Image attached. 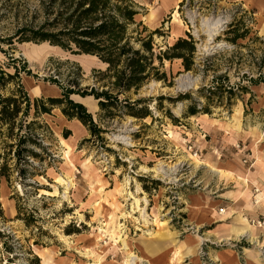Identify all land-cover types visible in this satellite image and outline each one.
I'll list each match as a JSON object with an SVG mask.
<instances>
[{"label": "rangeland", "instance_id": "obj_1", "mask_svg": "<svg viewBox=\"0 0 264 264\" xmlns=\"http://www.w3.org/2000/svg\"><path fill=\"white\" fill-rule=\"evenodd\" d=\"M133 2L139 14L135 17L137 25L130 26L129 32L144 38L159 30L153 34L155 55L165 52L181 37L193 41L191 70L185 68L181 58H164L162 63L155 58L154 65L160 74H166V80L153 76L138 90L117 94L108 65L95 55L75 54L47 42L15 40L9 45L7 40H0V70L15 74L14 67L25 62L31 71L30 75L21 72L20 82L33 100L50 96L45 91L32 95L23 83L26 76L58 88L51 78L76 92L95 89L117 97L103 109L94 96L78 95L85 100L99 132L93 135L80 121L84 133L71 154L73 185L66 198L65 185L55 179L70 169L61 139H71L77 129L72 125L62 128L59 108L38 118H34L33 110L27 118L19 113L12 130L0 127V173L8 176V180L0 178V232L11 236L0 238V264H10L13 256L14 264H31L34 256L40 258V264H125L121 238L137 255L163 264H223L216 258L221 252L236 255L238 264H264V242H260L263 231L258 242L236 235L226 240L236 219L221 221L205 212L212 205L218 212L228 207L218 199L235 185L206 165L228 162L243 166L245 150H252L257 142L259 148L264 145V137L260 138L261 133L264 135V29L255 12L239 0H179L178 7L176 3L168 8L157 27L148 21V16L164 0ZM174 9L179 12L177 18L173 16ZM190 10L205 16L228 17L226 29L215 40L223 47L200 54L198 45L206 41V35L199 30L200 36H196ZM201 15L194 19L199 29ZM43 19L40 0H0V38L7 39L22 25L39 24ZM131 42L136 48L141 47L140 41ZM46 45L59 50L34 62L24 54L30 47ZM11 57L23 61L13 63ZM187 72L195 80L190 88L181 89L177 78ZM251 78L258 83L254 84ZM221 84L223 87L209 98L210 90ZM16 85L17 80L7 82L0 95L10 96ZM138 99L145 102L135 104ZM190 105H196L199 112L189 114ZM146 107L148 115L139 111ZM33 120L41 124L34 126L33 131L40 147L33 143L25 146L39 157L27 156L26 162H18L16 147L9 145L18 140L16 134L26 132L25 128L19 132V123ZM122 130L130 135L133 146L112 139ZM160 160L182 162L177 181L141 170V166L153 168ZM196 160L203 164L196 167ZM128 178V189L123 190ZM128 192L147 197V223L141 211H132L133 199ZM237 205L244 208L243 202ZM192 207L209 217L199 222L192 215ZM189 235L203 239L197 244H185ZM6 241L8 246H14L13 253L6 250ZM194 244L195 249L188 252ZM143 264L151 263L149 260Z\"/></svg>", "mask_w": 264, "mask_h": 264}, {"label": "trees", "instance_id": "obj_2", "mask_svg": "<svg viewBox=\"0 0 264 264\" xmlns=\"http://www.w3.org/2000/svg\"><path fill=\"white\" fill-rule=\"evenodd\" d=\"M40 4L44 15L41 23L28 22L18 28L14 35L7 39L0 38V40L4 42L7 40L9 45H12L15 40L34 43L48 42L75 54L95 55L101 62L108 65L107 71L112 73L114 78L112 86L117 90V94H124L133 88L138 90L153 76L166 80V74H160L158 67L154 65L155 58L161 63L164 58L168 60L181 58L187 70H191L193 67L195 50L193 41L181 37L165 52L155 55L153 34L158 33L159 30H155L144 38L134 37V31L129 32L130 26L137 25L135 17L139 14L133 0H40ZM132 39L140 41L141 47L136 48L131 42ZM11 59L13 63L23 61L21 58L13 59L11 57ZM14 68L15 74H6L0 70V89L7 82L17 80V88L12 91L10 96L0 95V127L8 126L9 130L16 126L19 113L27 118L33 110L34 118H38L43 114H51L54 108H59L69 120L78 119L89 128L93 135H96L99 129L92 114L84 104L74 101L72 96L76 94L92 95L99 100V105L103 109L110 105L114 98H117L109 91L98 92L92 89L91 92H76L51 78V83L57 84L61 89V96L48 97L46 100L43 98L33 100L20 82V73L24 72L30 75L31 70L28 69L25 62L21 67L15 66ZM251 81L257 84L259 80L251 78ZM222 87L223 84L216 90L211 89L208 97L211 98ZM182 98H186V96H182ZM143 102H145L144 99H138L135 104ZM22 104L23 107H21ZM127 105L133 107L130 103ZM139 111L148 115L147 107L141 108ZM188 112L194 115L199 112V109L196 105H190ZM170 117L173 118L172 114ZM34 126L41 127V124L36 120L28 124L19 123V132L21 133L23 128L26 132L20 136L16 134L18 140L15 144L9 145L16 147L14 154L18 162H26L27 156L39 157V154L25 146L27 143H33L40 147L35 139ZM2 177L8 180L6 174L0 173V178ZM1 237L11 238V236L0 232ZM4 245L9 253H13L14 246H8L7 241L4 242ZM15 257L9 258L10 264H14ZM31 264H40V258L34 256Z\"/></svg>", "mask_w": 264, "mask_h": 264}, {"label": "bare ground", "instance_id": "obj_3", "mask_svg": "<svg viewBox=\"0 0 264 264\" xmlns=\"http://www.w3.org/2000/svg\"><path fill=\"white\" fill-rule=\"evenodd\" d=\"M179 1V0H178ZM178 1L174 0L173 2H176L177 5L175 6L176 8L178 7ZM168 2V0H164L163 4H166ZM157 9H152L149 16H148V21L152 24L155 23L156 19H157ZM179 15V12L177 9H174V13L173 16L174 18H177V16ZM188 15L190 17V19L192 20L193 26H194V31L196 36H200V34H197V32H199V30H201L203 32V34L206 35V41L202 42L201 44L198 45V49L200 54H205L207 52H212L215 51L217 48H221L224 46L223 43H216L215 40L216 38L222 33V31H224L226 29L227 23H228V17L224 16V15H212V16H205V15H201L198 14L196 11H188ZM200 28H198V26L196 27L195 23H194V19L197 16H200ZM264 29V26H263ZM174 36L176 35V33L173 34ZM48 43V42H47ZM50 46V44H49ZM49 46H44L41 48H37V47H30L27 51H25V55L29 58V61H42L45 58H47V56L49 54L55 53L57 52L56 50H59L58 47H49ZM105 64V63H104ZM86 69H88V67L86 66ZM194 77L191 75L190 72L187 73H183L181 74L178 78V84L180 86H187L188 84L194 82ZM31 91V94L34 96L43 94L44 91L46 94H53L54 92L52 91V89L56 88L54 85H48L45 83H37L32 77L30 76H26L23 82ZM97 108V107H95ZM129 131V130H128ZM127 131L126 130H122L119 132V134H115L113 135L112 139L116 140L118 142H121L123 144H125L126 146H133V141L130 137V135L126 134ZM81 135V131H79L78 129L76 130V134L73 135L71 137V139H61V143L65 148V156L64 158L66 159V162L68 163L70 169L65 173V175L61 174H57L55 179L57 182H59L60 184H64L65 185V191H64V198L68 197V191L70 189V187L73 185V179H72V168L74 167V162L73 159L71 157V154L74 150V145L76 143V141L78 140V138ZM264 137L263 133L260 134V138L262 139ZM254 157L256 159V166H259L260 160H261V155H260V148H259V143L257 142L254 145ZM195 164L196 167H198L199 165L203 164V162L196 160L193 162ZM182 162H176V163H169L166 162L164 160H160L153 168L151 167H146V166H141V170L148 172V171H153L156 172L158 174H163L164 176L170 178V181H177V173L179 171V168L181 166ZM208 167L211 168V170L217 174L219 177H225V171L222 170L220 167L216 166V165H206ZM228 176V174L226 175ZM252 176H245L243 177V180L245 183H248V180L251 179ZM128 184H129V178L126 179L125 184L123 185V190L124 189H128ZM245 188L247 189V186L245 185ZM140 189L137 190V192ZM130 199H133V203H132V211L135 210H139L142 212L141 217L143 218V220L147 223L148 222V213H147V209L149 206V201L147 199V197H138L135 196L132 192H128ZM240 194H242L244 196V190L242 188V190H240ZM260 198H264V190H262L261 194H260ZM249 200V195H246V201ZM142 202H144L142 204ZM207 211L209 213H211L212 215H214L216 213V209L215 207L212 205L209 207V209H207ZM192 215L196 216L198 214H200L201 212L198 211L197 208L192 207ZM200 212V213H199ZM231 214L228 213L227 218H231L230 217ZM234 219V217H233ZM236 223L232 224L230 226L229 232L226 233L225 238H227L226 240H231L233 235L236 236H246L249 239L253 240V241H259V230L258 228L251 224L248 219L244 216L238 215L236 216ZM194 222V221H193ZM194 224V223H193ZM113 239H115L116 237V233H114V235L112 236ZM117 237L121 236L117 235ZM188 240L185 241V244H187L189 241H192L194 243L197 244L198 241L202 240L203 238L200 236H194V235H189ZM116 240V239H115ZM122 249L125 251L126 253V260H125V264H143L144 261H148L150 260L151 264H163L161 261H155L149 258H145L143 256L137 255L135 252L132 251L130 244L128 243V241L126 239H122ZM260 242H264V240H260ZM184 242H182L183 244ZM192 249H195V244L194 246H190L188 249V252H192ZM224 254V252L219 253L217 256H222ZM223 262L228 261L226 257L222 258ZM227 264H229V262H226ZM169 264H174V262H170Z\"/></svg>", "mask_w": 264, "mask_h": 264}, {"label": "crops", "instance_id": "obj_4", "mask_svg": "<svg viewBox=\"0 0 264 264\" xmlns=\"http://www.w3.org/2000/svg\"><path fill=\"white\" fill-rule=\"evenodd\" d=\"M173 1L174 0H168L166 4L160 5L159 8H155L157 9V12H156L157 19L154 23V27L158 26V23L162 20L168 8H171L173 7V5L176 4V2H173ZM239 1L246 8L249 7L251 10H253V12H255V14L257 15V20L260 22V28H263L264 26V0H239ZM55 87L56 88L52 89L54 93L49 94V95L47 94L48 96L50 97H60L61 96L60 88H58L57 86ZM72 99L76 102L86 105L85 100L82 97H79L78 95H74ZM57 111L59 113V120L61 121L62 128L63 127L70 128L72 125L76 129L81 131V134L84 133L83 132L84 127L78 119L74 118V119L69 120L65 115H63L60 109H58ZM254 145L255 143L252 145V150L248 148L246 150V154L243 153L244 157L245 155L248 154L249 158L251 159V165L249 164L246 165L243 163V166H242L239 164H231L228 162L227 163L222 162L221 165L215 164L216 166L220 167L222 170L225 171V174H224L225 177L223 178L227 179L229 183L235 184V185H234V189L224 192L223 194L220 195V198L218 199V202H221V203L224 202L225 204L228 205V207L224 208L223 212L216 211V213L212 215L211 213L207 211L208 207L205 208V212L208 213V215L211 216V218L219 217L218 219H220L221 221H224L228 219H233V217L236 218V216L238 215L246 217L244 214H248L246 218L248 219L249 222L250 221L256 222L258 220L264 222V198L262 199L260 198V194L262 190H264V145L262 148H260L261 160H260L259 166H256V159L254 157V150H253ZM227 174L228 176H226ZM245 176H252L251 179L248 180V183H245L243 180V177ZM245 185L247 186V189L245 188ZM242 188L244 190V196L240 194V190H242ZM255 188L259 189L258 193L255 191ZM246 195H249L248 201H246ZM256 199L258 201H256ZM239 201L243 202L244 204L243 209L237 205ZM220 207H223V206L220 205ZM240 208L241 210L239 211ZM228 213L231 214L232 216V217L230 216L231 218L229 217L227 218ZM202 215H203V212L201 214L196 215L199 222H202L206 217H209L208 215H204V216ZM256 227L259 230V234L261 233V231H263V234H264V223L263 225L262 224L256 225ZM259 238H260V235H259ZM220 240H222V238ZM223 257H226L228 261L223 262L222 260ZM216 258L221 260L223 264H227L226 262H229V264H238V258L236 255H230V254L224 253L221 257L216 256Z\"/></svg>", "mask_w": 264, "mask_h": 264}, {"label": "built area", "instance_id": "obj_5", "mask_svg": "<svg viewBox=\"0 0 264 264\" xmlns=\"http://www.w3.org/2000/svg\"><path fill=\"white\" fill-rule=\"evenodd\" d=\"M238 147H240V146L238 145ZM244 153L246 154V150H245ZM197 154H198V152L196 151V152H195V155H197ZM243 163L246 164V165H247V164L251 165V159L249 158L248 154L245 155V157H244V159H243ZM255 191L258 193V192H259V189H258V188H255ZM256 201H258V200L256 199ZM220 211L223 212L224 209H221ZM254 223H255V222H254ZM256 223L259 224V225H261V224L263 225L264 222L258 220V221H256Z\"/></svg>", "mask_w": 264, "mask_h": 264}, {"label": "water", "instance_id": "obj_6", "mask_svg": "<svg viewBox=\"0 0 264 264\" xmlns=\"http://www.w3.org/2000/svg\"><path fill=\"white\" fill-rule=\"evenodd\" d=\"M192 85H193V82L190 83V84H188L187 86H180V85L178 84V87L181 88V89H185V88H190ZM179 88H178V89H179Z\"/></svg>", "mask_w": 264, "mask_h": 264}]
</instances>
